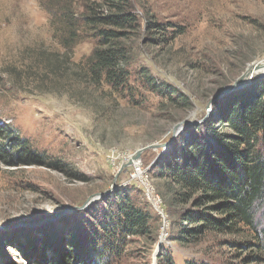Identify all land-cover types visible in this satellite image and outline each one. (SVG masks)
<instances>
[{
    "label": "rangeland",
    "instance_id": "374dc122",
    "mask_svg": "<svg viewBox=\"0 0 264 264\" xmlns=\"http://www.w3.org/2000/svg\"><path fill=\"white\" fill-rule=\"evenodd\" d=\"M94 2L0 0V126L41 157L7 163L0 151V264H85L81 246L100 236L98 223L112 210L105 199L124 188L152 215L157 237H127L100 264H158L160 245L172 264H264V256L249 259L257 252L249 233L170 240L181 206L153 176L170 145L231 93L212 99L215 92L264 63V0H131L139 27L129 43L132 90L122 96L78 75L96 45L84 16ZM149 22L162 23L168 39L149 31ZM140 72L176 89L188 106H170L145 89ZM6 141L0 138V149L14 154ZM152 144L138 164L123 166ZM256 218L264 231V205Z\"/></svg>",
    "mask_w": 264,
    "mask_h": 264
},
{
    "label": "trees",
    "instance_id": "16d2710c",
    "mask_svg": "<svg viewBox=\"0 0 264 264\" xmlns=\"http://www.w3.org/2000/svg\"><path fill=\"white\" fill-rule=\"evenodd\" d=\"M86 6L85 24L94 32L96 45L86 58L84 71L78 75L93 85L104 84L117 95H125L132 90L129 43L139 27L131 0H98ZM147 27L161 41L168 39L162 23L149 22ZM139 76L145 89L170 106H188L176 89L155 82L144 72ZM213 110L204 123L187 127L153 165V176L165 180L173 203L181 206L171 224L174 235L170 240L191 244L206 233H249L257 248L249 259H258L264 256V231L256 218L264 205V77L232 91ZM0 138L7 140L9 151H14L6 154L5 149H0L7 163L15 162V158L28 164L41 161L40 156L31 152L28 142L14 131L0 126ZM105 200L112 210L98 223L100 236L93 235L81 246L88 248L85 264H100L115 257L127 237H157L152 215L135 204L127 189ZM227 242L244 247L251 244L250 240ZM164 250L167 251L160 245L157 263L172 264L173 257L162 253ZM74 254L73 251L67 255L70 261ZM184 264L196 263L185 260Z\"/></svg>",
    "mask_w": 264,
    "mask_h": 264
},
{
    "label": "water",
    "instance_id": "95a60500",
    "mask_svg": "<svg viewBox=\"0 0 264 264\" xmlns=\"http://www.w3.org/2000/svg\"><path fill=\"white\" fill-rule=\"evenodd\" d=\"M252 71H253V67H249L243 75L237 77L232 83H230L229 85H227L226 87H224V88H222V89H220V90H217V91L215 92V94L212 96V99H216V98H218V97H220V96L226 95V94H228V93H230V92H232V91H235V90H237V89L243 88V87L247 86L248 84H250V82H251V81H250V79H251V78H250V77H251V74H250V73H252ZM208 117H209V116H207V115L205 116L206 119H207ZM186 122L189 123V121H185V124H186ZM180 124H181V123H180ZM180 124H179V125H176V126L174 127V130L178 129L179 126H180ZM175 128H176V129H175ZM150 146H157V145L152 144V145H148V146H146V147H144V148L138 149V150L134 153V155H132V156L126 161V163L123 164V166L129 165V164H132L134 160H137V159L140 157V154L142 153V151H143L145 148L150 147ZM91 199H92V197H90L89 201H90Z\"/></svg>",
    "mask_w": 264,
    "mask_h": 264
},
{
    "label": "built area",
    "instance_id": "2783aa9c",
    "mask_svg": "<svg viewBox=\"0 0 264 264\" xmlns=\"http://www.w3.org/2000/svg\"><path fill=\"white\" fill-rule=\"evenodd\" d=\"M257 62V61H256ZM255 62V63H256ZM258 64V63H257ZM256 65V64H255ZM254 67V66H253ZM254 75L253 77L251 76V80H256L257 78L263 77L264 76V68L259 69L255 74H251ZM253 82V81H252ZM155 200H159L158 196H155L154 198Z\"/></svg>",
    "mask_w": 264,
    "mask_h": 264
},
{
    "label": "bare ground",
    "instance_id": "6f19581e",
    "mask_svg": "<svg viewBox=\"0 0 264 264\" xmlns=\"http://www.w3.org/2000/svg\"><path fill=\"white\" fill-rule=\"evenodd\" d=\"M262 68H264V63L263 64H261V63H258V64H256V69L255 70H253V72L254 71H258L259 69H262ZM135 164H138V162L137 161H133Z\"/></svg>",
    "mask_w": 264,
    "mask_h": 264
}]
</instances>
